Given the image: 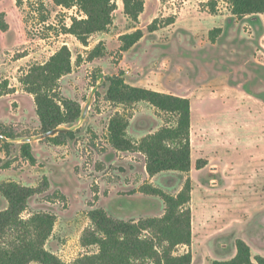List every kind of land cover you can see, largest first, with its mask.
Masks as SVG:
<instances>
[{
  "label": "rangeland",
  "instance_id": "rangeland-1",
  "mask_svg": "<svg viewBox=\"0 0 264 264\" xmlns=\"http://www.w3.org/2000/svg\"><path fill=\"white\" fill-rule=\"evenodd\" d=\"M114 4L106 31L88 36L83 45L67 33L74 20L86 19L78 6H57L52 0H0V185L15 182L43 188L29 200L22 217L36 213L56 217L45 249L65 264L97 252L80 242L91 227L92 209L102 208L124 221L161 217L162 200L140 189L153 187L175 196L187 179L192 187L191 245L178 247L175 253L189 252L191 264L226 261L236 254L235 242L242 240L252 257H264V232L258 230L264 221L262 121L257 112L249 117L243 111L245 116L236 124L214 123L218 114L228 123V115L241 110L243 91L264 97V72L256 68L264 56L253 26L255 18L264 22V16L238 20L223 0H144L143 12L133 22L124 14L122 0ZM170 19L174 23L167 25ZM154 22L156 30L149 32ZM215 28L222 33L212 42L209 32ZM136 30L143 38L120 52L119 37ZM97 46L101 56L89 60ZM63 47L70 52L71 71L59 80L58 94L79 103L82 113L75 123L62 126L72 130L74 138L56 146L42 134L33 96L20 79ZM116 75L130 86L190 101L189 173L149 177L144 155L111 147L107 128L116 114L128 121L127 138L134 143L168 122L145 102L124 107L107 101L109 78ZM217 97L232 106L218 111ZM25 143L34 165L22 157ZM201 160L206 165L198 170ZM5 207L0 196V210Z\"/></svg>",
  "mask_w": 264,
  "mask_h": 264
},
{
  "label": "trees",
  "instance_id": "trees-1",
  "mask_svg": "<svg viewBox=\"0 0 264 264\" xmlns=\"http://www.w3.org/2000/svg\"><path fill=\"white\" fill-rule=\"evenodd\" d=\"M57 6H78L86 19L74 20L67 33L83 45L88 36L105 32L111 24L115 10L114 0H52ZM230 6L231 14L241 20L247 16L264 14V0H223ZM124 14L137 22L144 9V0H122ZM170 19L167 25L173 24ZM156 30V22L148 26ZM222 33L221 28L209 32L210 41ZM143 38L141 30L119 37L120 52H127ZM101 56L99 46L89 60ZM71 71L70 52L61 48L43 65L33 66L20 79L25 91L33 96L36 115L43 135L56 146L74 138V132L62 128L78 121L81 116L79 103L58 94L59 80ZM106 100L130 107L145 102L167 117V124L155 133L146 135L139 143L127 138L128 121L119 114L108 123V141L118 152H137L145 157V171L149 177L163 172L189 173L191 170V104L187 98L133 87L125 83L122 75L109 78ZM10 138V136H5ZM21 154L30 164L35 158L28 143L22 144ZM206 165L198 161L199 170ZM46 182V180H45ZM46 185V184H45ZM43 188H30L15 182L0 185V196L7 207L0 211V264H65L45 249L51 237L56 217L47 213L32 214L23 218L29 200ZM140 192L159 197L164 203L161 217L124 221L107 215L104 209L95 208L88 213L91 227L80 239L84 248L96 247L97 252L83 255L73 264H191L189 252L176 254L178 247L191 245V182L187 179L175 196L153 187H142ZM236 254L226 261L215 260L210 264H264L261 256L252 257L249 246L242 240L235 242Z\"/></svg>",
  "mask_w": 264,
  "mask_h": 264
},
{
  "label": "crops",
  "instance_id": "crops-1",
  "mask_svg": "<svg viewBox=\"0 0 264 264\" xmlns=\"http://www.w3.org/2000/svg\"><path fill=\"white\" fill-rule=\"evenodd\" d=\"M262 16H264V14L257 15V16H247V17H262ZM245 18H243V19H245ZM255 19H256V23L253 26H255L256 29L258 30V33H257V36H256L257 37L256 42H257V46L259 47V53H261L264 56V22H261L258 18H255ZM260 61L261 62L257 66L255 64L254 65L256 66V68L258 67L261 71L264 72V58L260 59ZM228 89H230V88H228ZM229 91H231V90H229ZM243 92H244L245 96H244L243 99L239 100L240 101L239 102V106L241 107L240 111L242 113L240 111H238V110H234V113H232V115H228V118L226 119V120L231 119V120H228V123L224 122V119L220 118L219 114H218V117H216L214 119V123H215L216 126H220V125L229 126V124H230L229 122H233L234 124H236V120H238L239 118L245 116L244 115L245 113H243V111H247V115L249 117H251L253 112H255V113L257 112L258 113V119H259V121H262L261 124L263 125V128H264V97L260 98V96L259 97L255 96L256 94L254 95V94L249 93L247 91H243ZM216 94L218 95V93H216ZM242 103H245L244 106H242ZM214 104H217L216 106L218 108L217 109L218 111L222 110L223 107H228V109H229V107L232 106V102L231 101H228L225 104L223 102V99L219 98V97L214 98ZM250 109L252 111H250ZM255 119H257V118H255ZM191 124H192V109H191ZM190 141L192 142L191 134H190ZM191 153H192V149H191ZM259 158H260V162H261V165H262L261 172L264 173V147H263V152H262V154L260 155ZM191 168H192V158H191ZM261 205L264 207V202ZM6 207H7V204H6ZM260 222L263 225L261 224V226L259 227L258 230L261 231V232H264V221L261 220Z\"/></svg>",
  "mask_w": 264,
  "mask_h": 264
},
{
  "label": "water",
  "instance_id": "water-1",
  "mask_svg": "<svg viewBox=\"0 0 264 264\" xmlns=\"http://www.w3.org/2000/svg\"><path fill=\"white\" fill-rule=\"evenodd\" d=\"M55 133H56V132H51V133H49V134L44 135V137L52 136V135H54Z\"/></svg>",
  "mask_w": 264,
  "mask_h": 264
}]
</instances>
